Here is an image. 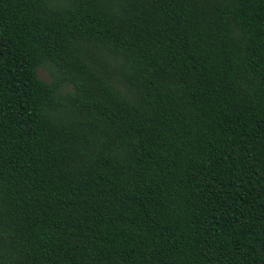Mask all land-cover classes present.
I'll return each mask as SVG.
<instances>
[{
	"label": "trees",
	"instance_id": "16d2710c",
	"mask_svg": "<svg viewBox=\"0 0 264 264\" xmlns=\"http://www.w3.org/2000/svg\"><path fill=\"white\" fill-rule=\"evenodd\" d=\"M0 264H264V0H0Z\"/></svg>",
	"mask_w": 264,
	"mask_h": 264
},
{
	"label": "rangeland",
	"instance_id": "374dc122",
	"mask_svg": "<svg viewBox=\"0 0 264 264\" xmlns=\"http://www.w3.org/2000/svg\"><path fill=\"white\" fill-rule=\"evenodd\" d=\"M37 74L39 76L40 79L44 80V81H49V76L46 72L42 71V70H38Z\"/></svg>",
	"mask_w": 264,
	"mask_h": 264
}]
</instances>
